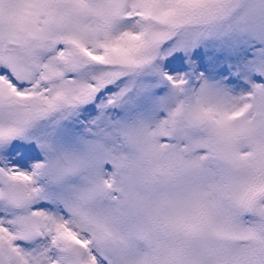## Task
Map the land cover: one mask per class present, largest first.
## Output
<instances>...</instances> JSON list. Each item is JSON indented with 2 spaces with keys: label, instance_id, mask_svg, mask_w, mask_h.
Segmentation results:
<instances>
[{
  "label": "rangeland",
  "instance_id": "374dc122",
  "mask_svg": "<svg viewBox=\"0 0 264 264\" xmlns=\"http://www.w3.org/2000/svg\"><path fill=\"white\" fill-rule=\"evenodd\" d=\"M16 149L37 194L73 196L47 264H264V0H0ZM21 177L0 172V264L43 235Z\"/></svg>",
  "mask_w": 264,
  "mask_h": 264
},
{
  "label": "bare ground",
  "instance_id": "6f19581e",
  "mask_svg": "<svg viewBox=\"0 0 264 264\" xmlns=\"http://www.w3.org/2000/svg\"><path fill=\"white\" fill-rule=\"evenodd\" d=\"M16 145H18L17 141L11 139L4 148H13L14 146L15 148H17ZM29 159H27V161H24L22 159V155L17 152V149L14 152H8V154L6 153L5 156H0V172L8 173L12 178H19V174L22 175L21 179H23V182L28 185L30 190L32 189L33 196L30 201V208H34V210L31 214L32 216L34 215V221L39 225L40 229H42L43 235L39 245H36L34 248L28 250V259L26 261L28 264H47L51 257L48 240L50 238V235H52V232H61V227L64 228L67 225V223H65L64 215L71 214L68 210V205L70 204L73 196L71 194H68L69 191H67V195L65 196V199L67 200L65 203L66 205L63 208H60L61 203H58L59 201L57 199L58 196H60L59 192L62 190H60L59 188H57L52 193L50 192V194H37V187L34 182L35 180L29 178L28 175L30 171H28L29 169H25V166H28L30 168L33 165L34 160ZM44 203L52 205L51 213L47 211ZM61 211H63L64 213L62 214ZM57 232V236L60 237L59 233ZM138 254H141V252ZM124 259L126 264H131L133 262V258L131 259L129 255H127V258L124 257Z\"/></svg>",
  "mask_w": 264,
  "mask_h": 264
},
{
  "label": "water",
  "instance_id": "95a60500",
  "mask_svg": "<svg viewBox=\"0 0 264 264\" xmlns=\"http://www.w3.org/2000/svg\"><path fill=\"white\" fill-rule=\"evenodd\" d=\"M9 190H10V200L13 206L21 207L25 204L27 200V189L23 182L10 180L8 182ZM21 227L23 231L22 237L24 239H30L35 236L36 231L31 225L29 219L27 217H23L21 219ZM71 254L76 258L80 259L84 253V246L82 243L78 241H73L69 245Z\"/></svg>",
  "mask_w": 264,
  "mask_h": 264
}]
</instances>
